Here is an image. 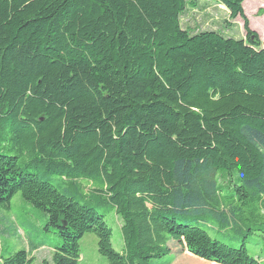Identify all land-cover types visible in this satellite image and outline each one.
Instances as JSON below:
<instances>
[{"label":"trees","instance_id":"obj_1","mask_svg":"<svg viewBox=\"0 0 264 264\" xmlns=\"http://www.w3.org/2000/svg\"><path fill=\"white\" fill-rule=\"evenodd\" d=\"M243 1L215 0L234 38L182 28L197 0H0V208L19 192L46 216L25 248L0 240V264L42 247L78 264L88 232L108 264H154L173 234L209 263L264 264V40Z\"/></svg>","mask_w":264,"mask_h":264},{"label":"rangeland","instance_id":"obj_2","mask_svg":"<svg viewBox=\"0 0 264 264\" xmlns=\"http://www.w3.org/2000/svg\"><path fill=\"white\" fill-rule=\"evenodd\" d=\"M219 4L215 0H197L195 8L186 7L182 13L180 20L182 28L186 29L189 33L195 31L216 28L224 36L242 38L244 30L242 28L241 18H237L232 26L227 27L224 19L227 18L225 10L218 7ZM244 14L248 18L249 26L252 30L257 32L260 39H264V14H259V10H264L263 0H244L243 1ZM45 180L53 183L59 190L68 195L79 197L81 200L85 199L87 190H72L65 191L56 175L41 174ZM83 186L88 188L89 185L83 183ZM99 213L105 212V221L111 228V244L116 251H121L123 241L120 231L121 218L115 213L113 209L108 210L106 206H98ZM26 221L27 224L18 226L15 233L14 228H8L9 235H0V240L8 243L9 246L14 244L16 248H25L26 241L24 234L31 230L32 233H39L42 229L43 223L46 221V216L42 215L39 211L25 203L19 192L14 194L11 199V206L9 210L0 208V224L9 221L18 224L19 220ZM181 224V223H179ZM7 225V224H6ZM180 227V226H178ZM178 238V242L176 240ZM220 239L226 240L225 237L219 236ZM235 243V242H234ZM171 248V254L164 256L162 259L155 260L154 264L163 263V261L173 256V261L166 264H213L196 257H191V254L185 250L182 238L179 235L173 234L171 240L168 242ZM80 258L78 264H108L107 259L101 255L97 250V236L94 233H85L79 241ZM11 250V249H10ZM32 262L30 264H43L42 261L50 262V249L42 247L32 253Z\"/></svg>","mask_w":264,"mask_h":264},{"label":"crops","instance_id":"obj_3","mask_svg":"<svg viewBox=\"0 0 264 264\" xmlns=\"http://www.w3.org/2000/svg\"><path fill=\"white\" fill-rule=\"evenodd\" d=\"M218 7L220 8V9H222V10H225L226 11V9L224 8V6H222V5H218ZM226 14H227V18H228V13H227V11H226ZM227 18L226 19H224L225 21L227 20ZM234 23V22H233ZM211 29H216V28H211Z\"/></svg>","mask_w":264,"mask_h":264},{"label":"water","instance_id":"obj_4","mask_svg":"<svg viewBox=\"0 0 264 264\" xmlns=\"http://www.w3.org/2000/svg\"><path fill=\"white\" fill-rule=\"evenodd\" d=\"M264 40V39H263Z\"/></svg>","mask_w":264,"mask_h":264}]
</instances>
